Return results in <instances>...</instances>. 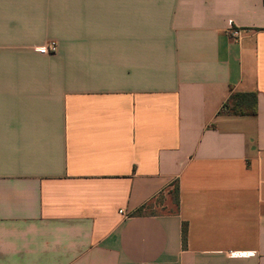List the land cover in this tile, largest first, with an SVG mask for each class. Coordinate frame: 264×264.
<instances>
[{
	"label": "crops",
	"instance_id": "obj_1",
	"mask_svg": "<svg viewBox=\"0 0 264 264\" xmlns=\"http://www.w3.org/2000/svg\"><path fill=\"white\" fill-rule=\"evenodd\" d=\"M0 264H264V0H0Z\"/></svg>",
	"mask_w": 264,
	"mask_h": 264
},
{
	"label": "trees",
	"instance_id": "obj_2",
	"mask_svg": "<svg viewBox=\"0 0 264 264\" xmlns=\"http://www.w3.org/2000/svg\"><path fill=\"white\" fill-rule=\"evenodd\" d=\"M249 94H232L227 102L224 104L222 109L220 110L221 115H229V116H254L256 115V99ZM159 202V201H158ZM171 202L174 207L179 208L180 205V188L179 184H175L173 186V190L171 191ZM154 204H147L141 210H139L138 214H143L145 210L151 215H154L153 211ZM184 238L186 239V230H184Z\"/></svg>",
	"mask_w": 264,
	"mask_h": 264
},
{
	"label": "built area",
	"instance_id": "obj_3",
	"mask_svg": "<svg viewBox=\"0 0 264 264\" xmlns=\"http://www.w3.org/2000/svg\"><path fill=\"white\" fill-rule=\"evenodd\" d=\"M238 32L234 31L233 32V36H237ZM58 50V46L56 42H50L48 45L46 46H42L40 48L37 49V51L42 54V55H51V54H55ZM242 254L240 253H232L231 256L236 257V256H241Z\"/></svg>",
	"mask_w": 264,
	"mask_h": 264
},
{
	"label": "rangeland",
	"instance_id": "obj_4",
	"mask_svg": "<svg viewBox=\"0 0 264 264\" xmlns=\"http://www.w3.org/2000/svg\"><path fill=\"white\" fill-rule=\"evenodd\" d=\"M175 209L174 206H171L169 202L159 201L154 204L153 211L158 214L169 212L170 210Z\"/></svg>",
	"mask_w": 264,
	"mask_h": 264
}]
</instances>
